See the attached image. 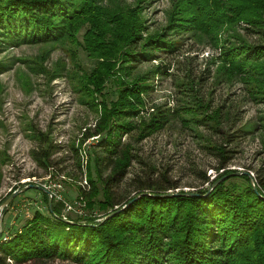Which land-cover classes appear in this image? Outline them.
Here are the masks:
<instances>
[{
    "label": "trees",
    "instance_id": "1",
    "mask_svg": "<svg viewBox=\"0 0 264 264\" xmlns=\"http://www.w3.org/2000/svg\"><path fill=\"white\" fill-rule=\"evenodd\" d=\"M122 1L0 0V51L27 43H72L75 52L81 49L96 61L89 72L75 76L72 70L75 89L91 106L100 99L102 110L93 129H85L82 136V142L100 138L101 150L87 159V189L80 185L78 190L86 208L96 209L99 216L67 217L75 222L69 224L62 220L63 204L52 198L49 210L42 192L48 215L35 212L6 239L0 232V264H264V163L245 172L227 169L241 139L264 133V115L236 128L241 117L233 111L235 102L211 104L214 84L234 82L244 85L250 102H264V0H170L166 25L152 31L141 14L148 0H136L134 6ZM184 35L220 50L212 57L215 71L197 76L188 67L177 84L186 97L180 101L183 107L161 106L149 118L130 121L143 105L142 95L152 89L153 78L166 76L169 65L161 62L144 73H134L135 66L160 59L159 53L175 57ZM110 79L116 99L107 103L101 97ZM173 121L196 134L200 148L215 158V170L222 171L210 181L203 175L209 185L205 190L179 191L174 197L167 194L178 186L166 177L150 181L133 174L135 194L120 202L113 189L135 160L131 144L121 141L123 135L134 131L141 141ZM201 126L207 134L199 132ZM41 145L31 156L47 169L57 146L46 140ZM72 149L81 172L79 150Z\"/></svg>",
    "mask_w": 264,
    "mask_h": 264
},
{
    "label": "rangeland",
    "instance_id": "2",
    "mask_svg": "<svg viewBox=\"0 0 264 264\" xmlns=\"http://www.w3.org/2000/svg\"><path fill=\"white\" fill-rule=\"evenodd\" d=\"M122 2L133 6L136 4V0ZM169 9L170 0H148L141 14L151 25L150 31L161 30L166 25ZM193 45L195 50L188 51ZM219 51L214 52L202 44H196L192 38L184 35L182 48L175 57H164L159 53L160 59L136 65L134 73H144L161 62L169 66L166 76L153 78L150 83L152 89L142 95L143 105L138 107L136 117L129 120L137 122L141 118H149L161 106L170 110L183 107L180 101L186 97L178 92V80L182 79L188 67L197 76L208 69L214 72L217 64L212 62V57L218 55ZM0 62L5 65L0 72V203L17 186L27 183L40 185L48 191H53L52 184L59 183L62 189L57 191V195L74 202L79 195V186L86 179L87 161L91 160L92 153L97 154L101 150L97 146L100 138L93 137L82 142V136L85 129H93L102 110L98 105L100 99L91 106L80 98L71 73L73 70L77 76L82 71L89 72L96 66V61L81 49L75 52L72 43L68 42L65 45L27 43L18 47H4L0 51ZM213 82L211 79L210 83ZM103 93L101 99L107 103L116 99L113 79L106 83ZM246 95L240 82L230 86L214 84V102L211 104L215 107L235 102L233 111L241 117L236 128H240L251 120L259 122L264 115V102H250ZM177 122H168L164 129L141 141H137L138 136L134 131L123 135L121 141L131 144L135 160L130 164L124 181L113 189L120 202L135 194L136 188L130 185L133 174L150 181L166 177L178 186L169 192L177 193L205 190L209 185L203 182V175L210 181L222 171L215 170V158L200 148V139L196 134ZM199 132L207 134L203 126L199 127ZM39 134L44 137L38 139ZM261 136L264 133L258 131L241 139L227 169L245 172L250 167L259 168L264 163ZM213 138L218 139L216 136ZM44 140L57 146L56 151L52 150L51 164L47 169L38 166L31 156V151L43 146L41 143ZM72 146L79 150L84 166L81 172L75 167L76 156ZM90 164L95 178L93 162ZM249 173L254 176L253 172ZM84 202L81 209L85 216L81 219L99 216L96 209L92 211L86 208ZM35 212L48 215L41 191L29 189L15 197L14 202L0 215L2 240L18 230ZM67 216L78 218L74 213ZM51 264L75 263L56 260Z\"/></svg>",
    "mask_w": 264,
    "mask_h": 264
},
{
    "label": "water",
    "instance_id": "3",
    "mask_svg": "<svg viewBox=\"0 0 264 264\" xmlns=\"http://www.w3.org/2000/svg\"><path fill=\"white\" fill-rule=\"evenodd\" d=\"M219 181H220V180H218L217 182H215V183L212 185V187H211L210 189L212 190V188H213L214 186H216V184H217ZM253 185H254V183H253ZM29 189L39 190V191L45 193V194L47 195V197H48V199H47V206H48V209L51 210V208H52V196H51L50 192H49L48 190H46L44 187L40 186V185L32 184V183L28 184V183H27V184H24V186H22V187H20V188H16L15 190L11 191V192H10V193H9V194H8L3 200H2V202L0 203V215H1V213H2V210H3L4 208H6V207L10 204V202H12V200H13L15 197H17L19 194L24 193L25 191H27V190H29ZM254 189L256 190V188H254ZM209 191H210V190H209ZM178 195H180V194H179V193H169V194H167L168 197H174V196H178ZM184 195H197V194H196V193H186V194H184ZM131 202H132V201H131ZM131 202H130V203H131ZM130 203H129V205H130ZM125 207H127V206H124V207L120 208V210L124 209ZM118 211H119V210H117V211H115V212H112V213L108 214V215L105 216V217L103 218V220H101V221H104V220H107V219L111 218V217L114 216ZM62 220L65 221V222H67V223H69V224H74V223H75V222L69 221V220L64 219V218H62Z\"/></svg>",
    "mask_w": 264,
    "mask_h": 264
},
{
    "label": "built area",
    "instance_id": "4",
    "mask_svg": "<svg viewBox=\"0 0 264 264\" xmlns=\"http://www.w3.org/2000/svg\"><path fill=\"white\" fill-rule=\"evenodd\" d=\"M83 182H84V184L81 185L82 188L87 189L86 180ZM52 187H53V191H49L52 198L54 199L55 202H59V203L63 204L62 218L67 219V217H68L67 214H69V213H74L79 218L85 216L83 214V210L81 209V204H82V202H84L82 198L79 197L74 202L66 201L65 199H63L57 195V191H60V189H62L61 184H59V183L55 184L54 183V184H52ZM6 238L7 237H4V239H6Z\"/></svg>",
    "mask_w": 264,
    "mask_h": 264
}]
</instances>
